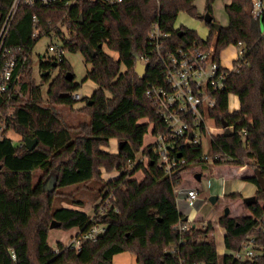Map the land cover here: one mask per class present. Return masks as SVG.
I'll use <instances>...</instances> for the list:
<instances>
[{"label":"trees","instance_id":"trees-1","mask_svg":"<svg viewBox=\"0 0 264 264\" xmlns=\"http://www.w3.org/2000/svg\"><path fill=\"white\" fill-rule=\"evenodd\" d=\"M13 0H0V25ZM196 0H108L82 1L73 7L21 6L0 55V74L8 58H16L8 88L0 93V112L13 106L7 128L0 138V264H112L115 255L131 251L138 264H220L221 255L214 226L189 222L177 203V187L194 163H206L204 144L183 145L185 164L168 174L159 167V154L151 144L144 146L150 124L154 132L164 129L157 106L148 97L150 83L161 73L150 64L146 76L136 71V56L149 49L152 25L172 33L176 44L197 43L214 46L217 55L241 41L243 58L234 61L225 89L219 92L210 117L221 128L226 121L232 134H213L209 152L221 154L215 164L247 165L253 169L245 180L258 185L257 201L246 205L250 214L221 215L218 224L225 229L224 245L229 251L240 249L248 235H254L262 250L252 260H235L223 255L224 264H264V190L255 169L264 175V34L253 17L251 0H231L226 4L229 24L201 39L195 30L176 27L180 12L198 16ZM216 0H206L205 10L214 12ZM40 19L39 37H34L33 17ZM66 31V32H65ZM182 31V33H181ZM56 35L65 52H81L91 64L87 73L97 88L86 99L90 114L87 135L75 138L71 128L56 110V105L73 106L80 84L65 53L63 59L40 57V65L58 74L50 80L45 104L42 85L32 79L33 49L40 38ZM102 44V46H101ZM106 48L118 53V58ZM72 72L74 78L68 79ZM42 76L48 79L49 75ZM21 78V79H20ZM238 96L240 107L231 110L229 97ZM143 118L148 121L141 122ZM13 131L18 144L8 136ZM38 139L33 149L25 138ZM119 139L118 151L104 149ZM124 144H121V142ZM148 158L137 160L139 152ZM134 164V166H133ZM133 166V167H131ZM117 171L105 179L101 169ZM41 170L37 179L35 170ZM143 170L141 180L134 177ZM94 189L93 201L101 198L90 215L82 208L83 199L67 198L70 204L54 205L55 194L64 188ZM229 201L242 197L239 192L225 194ZM101 205L103 210H100ZM56 219L63 230H88L94 224L106 225L97 241H86L81 250L57 247L48 242L50 225Z\"/></svg>","mask_w":264,"mask_h":264},{"label":"built area","instance_id":"built-area-1","mask_svg":"<svg viewBox=\"0 0 264 264\" xmlns=\"http://www.w3.org/2000/svg\"><path fill=\"white\" fill-rule=\"evenodd\" d=\"M82 1L94 0H13L0 25V55L5 56L9 53L4 45L21 6L73 7ZM108 1L116 4L122 0ZM251 6L253 17L259 21L264 34V0H251ZM39 21V17L34 15L35 38L40 35ZM172 36L170 31L161 26L160 21L155 22L147 37L149 49L139 56L141 62L148 65V68L152 64L158 67L161 73L155 83L149 84L147 95L157 106L164 129L155 133L154 124H150L148 134L151 137L149 144L159 154V167L168 174L185 164V159L179 155L183 145L204 144L207 135L212 137L213 127L210 126V122L214 123V120L210 117V110L217 103V94L225 89L230 72L236 68L235 65L233 69L225 67L221 55H217L213 45L203 47L197 43L176 44ZM237 47L239 60L244 57L246 48L241 41ZM63 53L65 51L62 44L52 43L48 46L44 59L56 57L57 61H61ZM15 63L14 56L7 59L0 74V93L7 90ZM4 121L7 126V118ZM204 158L207 162L209 160L215 162L222 156L205 151ZM146 159L148 161L147 157ZM244 168L246 165L240 166L239 169ZM198 198V191L189 189L186 197L181 199L191 208ZM100 210H103L102 205ZM260 221L262 228L264 216ZM105 232L106 225L94 224L84 232L78 231L66 246L81 250L84 242L97 241ZM257 245L255 236H246L240 249L233 252V259L239 261L254 259L262 251Z\"/></svg>","mask_w":264,"mask_h":264},{"label":"rangeland","instance_id":"rangeland-1","mask_svg":"<svg viewBox=\"0 0 264 264\" xmlns=\"http://www.w3.org/2000/svg\"><path fill=\"white\" fill-rule=\"evenodd\" d=\"M231 0H216L213 4V10L212 14L214 15V19L216 22L220 23L222 26H227L229 24V18L228 14L225 10L226 4L230 3ZM195 4L198 8L199 15L194 16L191 15L185 11H182L179 13L177 20H176V27H186L191 30H195L198 34V36L201 39H207L209 36V33L211 31L210 25L200 17L201 14H203L205 10L206 0H196ZM66 32V31H65ZM52 43L55 44H62L61 38H59L56 35H45L42 38L39 39L36 46L33 49V63H32V79L34 82L41 84L43 89V96L45 104L48 103L47 101V90L49 87L50 80H52L59 72L58 67L54 70L50 71V74L48 76V79H45V77L42 76V72L49 71L46 68L41 67L40 65V57H43L47 53L48 46ZM106 50L112 54L115 58H118V53L112 50H109L106 48ZM66 57L70 61L72 65V72L75 74V80L74 82L77 84H80V89L76 92L75 96L76 98H80L76 101V103L73 106L70 105H63L59 104L56 105V110L60 114V116L63 118V120L67 123V125L71 128L73 136L75 138H80L85 135H87V129L86 126L90 122V114L88 110L86 109V99L90 97L94 90L97 88L96 83L86 78L88 71L91 69V64L86 62L84 55L81 52H71L67 51L65 52ZM238 58V47L237 45H230L222 50L221 52V60L225 67L229 69L234 68V61ZM21 79V78H20ZM229 104L231 110L237 109V106L239 104L238 96L235 94H231L229 97ZM13 106L8 107V109L5 112H0V138L2 136V129H6V123L4 120H6L7 116L12 115ZM148 121L147 118H143L141 122ZM7 122V121H6ZM210 126L213 127L212 133L213 134H219L220 132H223L222 128H219L216 126L215 123L210 122ZM8 136H10L16 144L19 142V137L17 134L13 131H8ZM151 137L150 134H146L144 138V146H147L149 144ZM118 144L119 139L114 138L111 140L109 147H103L106 150L117 152L118 151ZM210 147V135H207L204 139V149L205 151H208ZM137 160L134 164H136L137 161H143L146 165L147 159L144 153L141 151L138 153ZM133 164V166H134ZM222 165V164H221ZM223 165L231 166L235 168V165L225 163ZM131 166V167H133ZM238 166V165H237ZM229 167L225 168L227 172H230ZM251 170H253L250 167ZM220 166L218 164H215L212 160H209L206 163H194L189 166V169L184 173V180L183 182L177 187V190L180 189V187L189 188L191 186H200L203 190L201 191V195H205L206 199L203 209L199 211L200 215H203L205 217H209V219H216L219 218V216L223 215L225 213L226 207L231 208V203L226 202L225 195L221 196V198L216 202L213 203L210 198L217 195V192L219 191V187L221 186L222 179H225V183L227 182V192H231V182L233 179L231 177H225L224 172H220ZM41 170L37 169L34 171V175L37 179L39 173ZM102 175L105 179H108L110 177L116 176L117 171L107 172L105 168L101 169ZM196 173H201V180L195 178ZM144 176L143 170H140L135 173L134 177L138 180H141ZM238 180L239 178L236 177ZM224 186V184H222ZM197 189V188H196ZM210 190V195L207 194L206 190ZM205 190V192H204ZM198 191V190H197ZM204 192V193H203ZM199 194V191H198ZM94 196V189L92 190L89 187H80L79 189H76V187L71 188H64L62 192L60 190L55 194V201L54 205H64L68 207L70 206L67 198H76V199H83L86 201L85 207L82 209L86 212H88L90 215L94 216L95 210L94 206L96 203H100L102 200L101 198L97 199L96 202L93 201ZM239 201V199L235 200ZM233 202V201H231ZM239 207L234 212V210L231 209V215L233 214H250V210L245 204H238ZM218 221V220H217ZM215 221L216 224L218 222ZM208 223V222H205ZM214 226V234L216 232V226L213 222H210ZM199 226H203L202 223H198ZM77 229H71V230H63L59 228H51L48 242L54 246L57 247V243L59 241H62L65 245H68V243L71 241V239L76 235ZM218 236V237H216ZM214 236V238L217 240V244L219 247V244H221V234L218 232V234ZM254 236V235H251ZM221 241V242H220ZM259 248V245H257ZM260 249V248H259ZM220 251V247H219ZM223 253V252H222ZM220 252L221 258H220V264L223 263V254ZM226 253H232L231 251L227 250ZM112 264H138L136 255L131 251H125L122 253H119L115 255L113 263Z\"/></svg>","mask_w":264,"mask_h":264},{"label":"crops","instance_id":"crops-1","mask_svg":"<svg viewBox=\"0 0 264 264\" xmlns=\"http://www.w3.org/2000/svg\"><path fill=\"white\" fill-rule=\"evenodd\" d=\"M238 101H239V99H238ZM239 107H240V102H239V104L237 106V109ZM223 132H224V130H223ZM219 166H220V169H221L220 172L221 171H222V173L224 172V176L225 177H231L233 179V181L231 182V186H230L231 192H239L242 195V197L239 198V201L231 202V201H229L228 198L225 199L226 202H230L231 203V208L229 207L230 208V213H231V209L234 210V212H236V210L239 207L238 204H240V203L241 204L242 203L245 204V202H244V198L245 197L256 195V192L258 190V185L255 184L254 182L245 180L243 178L244 176H251L252 173H253V170H251L250 167H248L247 165H246V168H244V169H239L240 166H242V165H238V166L235 165V168H233L231 166H226V165H219ZM227 167L231 168L230 172H227L225 170V168H227ZM236 177H238L239 180ZM195 178H196V174H195ZM222 180L223 181L221 182V184H220L221 186L219 187V191L217 192V195H216L217 199L213 203H216L221 198V196H224L226 193H229V192H227V182L225 183V179L224 178ZM222 184H224V186ZM189 189H196V190L199 191V198L196 201L195 205L193 207H191V208L188 207V205L186 204L185 200L181 199V198H185L186 197L187 191ZM202 190L203 189L200 186H191L189 188L180 187V189L177 190L178 207H179L180 211L184 215H186L187 220L189 222H194V221L197 222V223L201 222L203 226L206 225L205 222H213L214 223V225L216 226V232H215L214 236H216L218 234V232L221 234L222 242L220 241L221 244H219V247H220L219 253L223 252L222 254L224 255V253L227 252V248L224 245L225 229L222 226H220L219 224L215 223V221H217L218 218L209 219V217H205V216L199 214V211L201 209H203V207H204V204H205V200L204 199H206V196L204 194L203 195L200 194ZM204 192H205V190H204ZM206 192H207L208 195H210V193H211V191L209 189L206 190ZM233 215L234 216H239V214H237V213L233 214ZM78 231L79 230L77 229V231L75 233L77 234ZM216 237H218V236H216ZM233 252L234 251H232V253L231 254L229 253V254L232 255Z\"/></svg>","mask_w":264,"mask_h":264},{"label":"water","instance_id":"water-1","mask_svg":"<svg viewBox=\"0 0 264 264\" xmlns=\"http://www.w3.org/2000/svg\"><path fill=\"white\" fill-rule=\"evenodd\" d=\"M202 18L209 24H212L216 30L218 31L220 28H221V24L216 22L214 20V15L207 11L205 14L202 15ZM182 33V31H181ZM102 46V44H101ZM54 67H58V63L55 62L53 64ZM136 71L137 73L139 74L140 77L144 78L146 76V73L148 71V65L144 64L141 62L139 56H136ZM50 74V70L49 71H46L44 73V75H49ZM67 77L68 79L72 80L74 78V75L72 72H68L67 73ZM222 128L224 130V134H232L233 133V130L231 129V127L229 126V124L226 122V121H223L222 123ZM125 141L121 142V144H124ZM38 144V139L35 138V139H32V138H28L26 137L25 138V145L28 149H33L35 148V146ZM181 156V153L179 154ZM255 173L257 175V178H258V183L261 187L262 190H264V175L261 173V170L259 169H255ZM196 178L198 180H201V173H196ZM217 199V196H213L210 198V200L212 202H214L215 200ZM257 201V198H256V195H253V196H248V197H245L244 198V202L246 205H252L254 204L255 202ZM230 213V208L229 207H226L225 209V215H229ZM187 219V217H186ZM60 226V222L56 219H54L50 225V228H57ZM103 234H101L100 236H102Z\"/></svg>","mask_w":264,"mask_h":264},{"label":"flooded vegetation","instance_id":"flooded-vegetation-1","mask_svg":"<svg viewBox=\"0 0 264 264\" xmlns=\"http://www.w3.org/2000/svg\"><path fill=\"white\" fill-rule=\"evenodd\" d=\"M206 12H207V11H205L203 14H205ZM203 14L200 15L201 18H202V15H203ZM214 20H215V19H214Z\"/></svg>","mask_w":264,"mask_h":264}]
</instances>
